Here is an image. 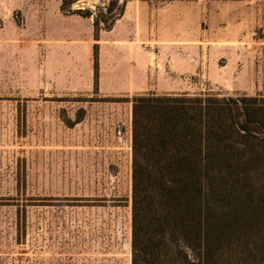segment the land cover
<instances>
[{
	"label": "rangeland",
	"instance_id": "374dc122",
	"mask_svg": "<svg viewBox=\"0 0 264 264\" xmlns=\"http://www.w3.org/2000/svg\"><path fill=\"white\" fill-rule=\"evenodd\" d=\"M200 1L209 11L213 0ZM228 1L243 3L251 24L226 30L230 46L248 47L233 72L209 57V41L200 42L206 62L184 72L158 49L141 67L143 49L106 42L96 90L92 16L61 0H0V264H131L132 98L264 93L259 0ZM108 5L79 0L71 10Z\"/></svg>",
	"mask_w": 264,
	"mask_h": 264
},
{
	"label": "trees",
	"instance_id": "16d2710c",
	"mask_svg": "<svg viewBox=\"0 0 264 264\" xmlns=\"http://www.w3.org/2000/svg\"><path fill=\"white\" fill-rule=\"evenodd\" d=\"M78 1L98 40L127 0ZM93 67L97 90L98 42ZM132 114L131 264H264V93L146 92Z\"/></svg>",
	"mask_w": 264,
	"mask_h": 264
},
{
	"label": "crops",
	"instance_id": "0c3cea01",
	"mask_svg": "<svg viewBox=\"0 0 264 264\" xmlns=\"http://www.w3.org/2000/svg\"><path fill=\"white\" fill-rule=\"evenodd\" d=\"M244 7V4L239 1L213 0L207 11V7L200 0H169L159 7H153L149 0H127L124 13L116 19L113 27L109 30H101L98 40L92 33V39L99 43V61L101 62L104 43L121 42L127 43L128 47L145 51L137 59L141 67L158 49L164 55H171L169 65H174L177 67L174 69L180 72L196 71L206 62L200 42L209 41V43H215V45L210 44L209 57L213 62L214 60L218 62L224 57L225 70L233 72V65L243 64L244 59H248V47L240 44V41L237 46H230L228 43L232 40L226 30L230 24L239 31L251 26L248 10H244ZM230 9L234 10L232 15ZM256 25L262 31L257 39V50L259 55L263 56L264 62V0L258 2ZM204 28L210 33L207 39L203 37ZM79 41H85L88 47L90 45L89 37L88 39L81 37ZM186 49L193 51L187 53ZM145 58L146 60H143ZM103 79L101 73L99 76L101 86ZM222 83L228 86L227 82ZM236 83L241 84V82H235L233 88H241ZM135 89H143V86L138 85Z\"/></svg>",
	"mask_w": 264,
	"mask_h": 264
}]
</instances>
